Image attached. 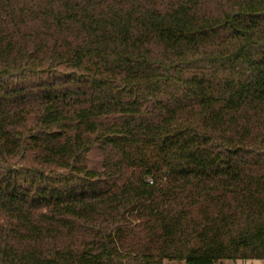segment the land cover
<instances>
[{
    "label": "trees",
    "instance_id": "1",
    "mask_svg": "<svg viewBox=\"0 0 264 264\" xmlns=\"http://www.w3.org/2000/svg\"><path fill=\"white\" fill-rule=\"evenodd\" d=\"M264 259V0H0V264Z\"/></svg>",
    "mask_w": 264,
    "mask_h": 264
},
{
    "label": "rangeland",
    "instance_id": "2",
    "mask_svg": "<svg viewBox=\"0 0 264 264\" xmlns=\"http://www.w3.org/2000/svg\"><path fill=\"white\" fill-rule=\"evenodd\" d=\"M162 264H185L183 261L163 260ZM211 264H264V259H224Z\"/></svg>",
    "mask_w": 264,
    "mask_h": 264
}]
</instances>
